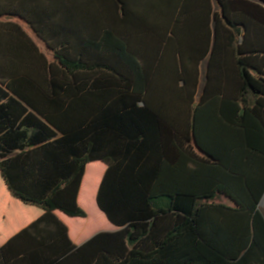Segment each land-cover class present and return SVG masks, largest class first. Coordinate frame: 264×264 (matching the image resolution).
I'll return each mask as SVG.
<instances>
[{"label": "trees", "instance_id": "trees-1", "mask_svg": "<svg viewBox=\"0 0 264 264\" xmlns=\"http://www.w3.org/2000/svg\"><path fill=\"white\" fill-rule=\"evenodd\" d=\"M262 198L264 0H0V264H264Z\"/></svg>", "mask_w": 264, "mask_h": 264}, {"label": "crops", "instance_id": "crops-1", "mask_svg": "<svg viewBox=\"0 0 264 264\" xmlns=\"http://www.w3.org/2000/svg\"><path fill=\"white\" fill-rule=\"evenodd\" d=\"M36 38V37H35ZM106 172V166L102 163H95V164H90L88 165L87 167V171H86V175H85V179L83 181V185H82V189H81V194L80 196L84 193L85 194V191L87 190V186H86V179L88 177V175L92 178H96L97 176L99 177V180H98V186H97V189L96 191L98 190L99 188V185H100V182L102 180V177L103 175L105 174ZM95 196V194L93 195ZM263 199V198H262ZM261 199V200H262ZM218 201H222L224 202L225 204H228V205H232V202L227 199V198H224V196L220 197L218 199ZM80 205H82V203H80ZM262 209V212L264 213V205L260 207ZM59 217L62 219L63 217L62 216H65L63 214H58ZM63 220V219H62ZM64 221V220H63ZM65 222V221H64ZM66 223V222H65ZM69 228H70V231H69V235L71 237V240L73 241L74 244L78 245V246H81L82 244H84L90 237V235H86L84 236L83 238H79L77 236H75L73 234L74 232V227L76 226L77 228H81L83 227L84 230L87 229V222L86 220H72V218L69 219L68 223H66ZM82 224V225H81Z\"/></svg>", "mask_w": 264, "mask_h": 264}, {"label": "rangeland", "instance_id": "rangeland-1", "mask_svg": "<svg viewBox=\"0 0 264 264\" xmlns=\"http://www.w3.org/2000/svg\"><path fill=\"white\" fill-rule=\"evenodd\" d=\"M26 27V26H25ZM27 29V31L31 34V35H33L34 37H36L35 35H34V33L30 30V28H26ZM38 44H39V46H40V48H42V50L44 51V52H46L50 57H52V54L46 49V47L42 44V43H39L38 42ZM206 64L207 63H205L204 62V64H202L201 65V82H200V93H201V91H202V87H203V84L205 83V78H206ZM81 206V205H80ZM86 212H87V219H89L90 220V222L91 221H93V220H96V219H98L97 218V216H96V211L94 210V208L91 206V205H88V204H84L83 206H81ZM63 218V220L66 222V223H68V221H69V219L70 218H68V217H66V216H62ZM86 219V220H87ZM72 220H75V219H72ZM76 220H84V219H76ZM115 230V228L112 226V225H103V224H101L100 225V228L99 229H97L96 231H94V232H92L91 234L92 235H94L95 233H98V232H101V231H109V232H111V231H114ZM91 235V236H92Z\"/></svg>", "mask_w": 264, "mask_h": 264}, {"label": "water", "instance_id": "water-1", "mask_svg": "<svg viewBox=\"0 0 264 264\" xmlns=\"http://www.w3.org/2000/svg\"><path fill=\"white\" fill-rule=\"evenodd\" d=\"M264 205V198L261 200L260 204H259V207L263 206Z\"/></svg>", "mask_w": 264, "mask_h": 264}]
</instances>
